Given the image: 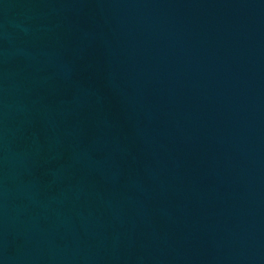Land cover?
<instances>
[{"label":"water","instance_id":"95a60500","mask_svg":"<svg viewBox=\"0 0 264 264\" xmlns=\"http://www.w3.org/2000/svg\"><path fill=\"white\" fill-rule=\"evenodd\" d=\"M0 264H264V0H0Z\"/></svg>","mask_w":264,"mask_h":264}]
</instances>
